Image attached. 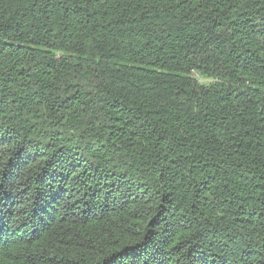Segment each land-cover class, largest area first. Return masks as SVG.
<instances>
[{"label":"trees","instance_id":"16d2710c","mask_svg":"<svg viewBox=\"0 0 264 264\" xmlns=\"http://www.w3.org/2000/svg\"><path fill=\"white\" fill-rule=\"evenodd\" d=\"M0 264H264V0H0Z\"/></svg>","mask_w":264,"mask_h":264}]
</instances>
